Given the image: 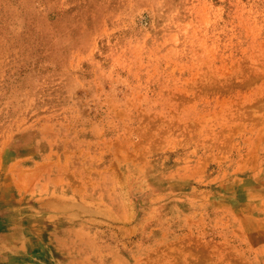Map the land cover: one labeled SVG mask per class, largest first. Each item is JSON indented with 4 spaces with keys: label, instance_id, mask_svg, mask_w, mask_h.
Listing matches in <instances>:
<instances>
[{
    "label": "rangeland",
    "instance_id": "1",
    "mask_svg": "<svg viewBox=\"0 0 264 264\" xmlns=\"http://www.w3.org/2000/svg\"><path fill=\"white\" fill-rule=\"evenodd\" d=\"M0 264H264V0H0Z\"/></svg>",
    "mask_w": 264,
    "mask_h": 264
}]
</instances>
